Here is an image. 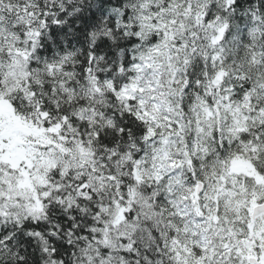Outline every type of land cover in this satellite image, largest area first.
Masks as SVG:
<instances>
[{
  "label": "snow or ice",
  "instance_id": "6c2138e0",
  "mask_svg": "<svg viewBox=\"0 0 264 264\" xmlns=\"http://www.w3.org/2000/svg\"><path fill=\"white\" fill-rule=\"evenodd\" d=\"M0 264H264V0H0Z\"/></svg>",
  "mask_w": 264,
  "mask_h": 264
}]
</instances>
